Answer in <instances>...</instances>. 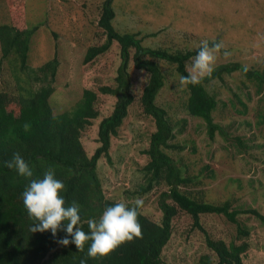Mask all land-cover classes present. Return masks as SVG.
Wrapping results in <instances>:
<instances>
[{
  "label": "rangeland",
  "instance_id": "1",
  "mask_svg": "<svg viewBox=\"0 0 264 264\" xmlns=\"http://www.w3.org/2000/svg\"><path fill=\"white\" fill-rule=\"evenodd\" d=\"M103 1L22 0L16 10H9L5 0H0V24L38 28L31 38L30 68H38L46 58L50 59L54 49L57 52L59 64L49 100L54 113L72 108L85 89L97 92L100 86H114L120 62L117 43H112L106 53L92 62H82L87 47L104 40L103 29L98 25ZM111 6L115 12L112 25L119 32L138 33L145 46L195 50L201 40H217L231 55L218 54L216 65L235 61L249 70L264 72V0H112ZM192 59L186 65L189 70ZM161 65L165 83L156 101L173 123L175 135L171 142L182 146L181 150H168V153L199 182L189 188L198 194L202 192V199L208 202L230 199L233 208H253L264 215V125L257 127L251 113L256 103L264 107V85L262 93L256 94L251 84L241 86L247 82L242 73H232L225 75L222 82L213 81L207 86L208 92L218 100L213 113L215 122L226 133V138L215 133L210 140L204 122L186 112L187 93L174 67ZM4 67L5 63L0 65V78L12 86ZM135 75L136 100L129 107L117 137L110 140L109 161L101 158L97 173L106 197L127 204L142 198L143 214L158 222L156 202L165 187L154 186L143 196L135 193L144 184L140 170L148 158L141 152L154 129L152 119L143 115L137 103L144 78L140 73ZM236 91L248 101L245 114L232 111L228 105ZM113 102V98L98 94L95 107L100 116L83 134L87 151L96 148L93 144L96 126L109 114ZM239 221L251 231L238 242L235 227L223 216H200V224L211 239L226 244L231 241L239 244L243 240L248 243L243 264H264V226L250 215L240 216ZM171 228L170 239L161 252L163 264H197L205 254L215 261L204 244L203 233L193 228L189 215L179 211L171 221Z\"/></svg>",
  "mask_w": 264,
  "mask_h": 264
},
{
  "label": "trees",
  "instance_id": "2",
  "mask_svg": "<svg viewBox=\"0 0 264 264\" xmlns=\"http://www.w3.org/2000/svg\"><path fill=\"white\" fill-rule=\"evenodd\" d=\"M21 1L5 0L9 10H16L22 5ZM111 2H102L98 20L104 40L99 45L88 46L82 62H92L106 53L112 43H117L120 62L113 79L114 86H100L97 92L83 90L80 100L61 113H54L49 101L54 92L59 64L56 50L41 66L30 68V43L37 26L20 29L12 23L0 24V65L5 63L4 69L13 81L12 86H7L6 79L0 78V264H80L82 258L87 260V264H163L161 252L171 236V221L179 211L189 215L193 228L202 230L204 244L215 257L214 261L209 255H202L197 264H243L242 257L248 250V243L243 240L239 244L236 241L226 244L222 240L211 239L200 224V216H223L235 227L239 242L247 238L251 231L240 223L239 217L250 215L264 226V215L253 208H233L230 199L208 202L202 199V192L198 194L189 188L199 182L168 153V150H181L182 146L171 142L175 135L173 123L166 110L156 101L165 83L161 64L173 66L180 79L181 75H188L187 62L195 56L197 48L172 50L145 46L138 33L119 32L112 25L115 12ZM243 68L239 62H222L215 64L213 73L200 83H182L187 93L186 112L190 117L204 122L210 140L214 139L215 133L226 138V133L213 116L218 100L207 90L211 82H222L225 75L242 73L247 82L241 86L251 84L256 94L262 93L264 72L248 68L244 71ZM136 73L144 78L137 103L143 115L152 119L154 129L149 135L148 145L141 152L148 158L140 170L144 175V184L135 193L143 196L154 186L165 187L156 202L160 219L158 222L150 220L143 214L142 205L138 209L141 224L139 237L123 242L106 255L89 257L87 248L90 241L85 242L82 250L78 249L62 228L55 235L50 230L31 231V226L37 221L29 217L22 198V192L31 178L18 175L15 168L7 167L5 161L11 160L13 153L19 152L34 167V178H42L47 166H54L57 178L63 180L66 186L61 193L66 204L77 201L81 205V222L78 226L89 231V218H98L105 207L120 202L105 196L97 164L101 158L109 161L110 140L117 137L129 107L136 100L133 91V81L138 79ZM98 94L111 97L114 102L109 114L96 126L93 143L96 148L87 151L83 134L100 116L95 107ZM247 102L243 94L236 91L228 105L234 109L232 111L245 114ZM251 113L257 127L264 125L262 105L256 103ZM178 132H182V129ZM127 205L131 207L134 203ZM65 236L70 241L66 246L59 243Z\"/></svg>",
  "mask_w": 264,
  "mask_h": 264
},
{
  "label": "clouds",
  "instance_id": "3",
  "mask_svg": "<svg viewBox=\"0 0 264 264\" xmlns=\"http://www.w3.org/2000/svg\"><path fill=\"white\" fill-rule=\"evenodd\" d=\"M221 49L224 50L221 52ZM218 54L227 57L231 52L222 42L201 40L188 75L180 76L181 83L198 84L210 76L215 69ZM243 70L247 71V66ZM5 163L8 168H15L18 175L31 178L22 192L23 205L29 217L37 221L31 226V231L50 230L55 235L62 228L71 236V242L78 249L82 250L85 242L90 241L87 248L89 257L106 255L123 242L141 235L138 209L144 203L142 198H136L131 207L123 201L105 207L98 218L88 219L89 231L86 232L78 226L81 222V205L77 201L66 204L61 194L66 186L63 180L57 178L54 166L48 165L42 178H34V167L19 152L13 153L11 160ZM69 242L67 236L59 241L65 246ZM80 264H87V260L82 258Z\"/></svg>",
  "mask_w": 264,
  "mask_h": 264
},
{
  "label": "bare ground",
  "instance_id": "4",
  "mask_svg": "<svg viewBox=\"0 0 264 264\" xmlns=\"http://www.w3.org/2000/svg\"><path fill=\"white\" fill-rule=\"evenodd\" d=\"M151 217V216H150ZM239 223V222H238ZM211 226V225H210ZM200 230V229H199ZM200 231H202V230H200Z\"/></svg>",
  "mask_w": 264,
  "mask_h": 264
}]
</instances>
